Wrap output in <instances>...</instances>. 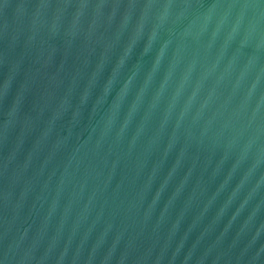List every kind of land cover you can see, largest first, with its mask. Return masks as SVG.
<instances>
[{
    "label": "water",
    "instance_id": "1",
    "mask_svg": "<svg viewBox=\"0 0 264 264\" xmlns=\"http://www.w3.org/2000/svg\"><path fill=\"white\" fill-rule=\"evenodd\" d=\"M0 264H264V0H0Z\"/></svg>",
    "mask_w": 264,
    "mask_h": 264
}]
</instances>
